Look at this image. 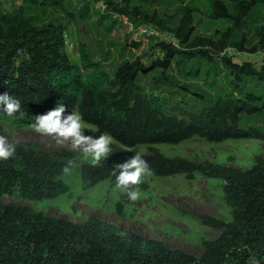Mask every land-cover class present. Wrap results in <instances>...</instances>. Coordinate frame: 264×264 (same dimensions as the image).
Returning <instances> with one entry per match:
<instances>
[{
    "label": "trees",
    "instance_id": "1",
    "mask_svg": "<svg viewBox=\"0 0 264 264\" xmlns=\"http://www.w3.org/2000/svg\"><path fill=\"white\" fill-rule=\"evenodd\" d=\"M100 1L112 16L140 20L175 41L157 43L155 50L163 56L150 63L140 57L127 58L125 46L118 58L102 47L101 59L78 66L65 51L66 25L58 20L38 25L27 15L29 4L36 5L37 0H23L10 12L0 4V93L17 96L24 108V115L16 119L0 113V121L33 128V117L63 104L66 113L79 112L86 124L99 131L85 134L108 132L115 142L114 152L105 161L81 164L84 190L106 180L114 187L115 166L134 155L131 149L145 146L149 153L143 156L156 177L183 175L193 180L201 174L221 180L233 209L232 221L200 216L223 232L218 239L206 241L204 253L197 258L95 216L73 222L5 203L3 196L13 193L34 201L67 193L69 186L62 175L78 158L75 151L59 149L54 155L38 143L16 142L12 143L15 156L0 161V264H264V157L241 169L170 157L156 147L194 138L212 143L264 141V65L235 63L225 55L237 38L245 40L248 21L257 9H264V0ZM52 5L76 19L62 1ZM204 15L209 24L226 27L201 34ZM79 19H91L86 7ZM113 23L128 28L114 17ZM256 29L258 46L264 51V25ZM110 30L105 27L107 33ZM109 60L120 62L111 70L105 66ZM148 77L155 84L149 90L142 84V78ZM163 84L168 89L161 88ZM178 94L183 100L169 113L168 96ZM147 189L144 181L139 190ZM117 214L123 217L122 203Z\"/></svg>",
    "mask_w": 264,
    "mask_h": 264
},
{
    "label": "rangeland",
    "instance_id": "2",
    "mask_svg": "<svg viewBox=\"0 0 264 264\" xmlns=\"http://www.w3.org/2000/svg\"><path fill=\"white\" fill-rule=\"evenodd\" d=\"M62 1L63 7L72 11L76 19L72 20L66 12L52 4ZM197 3L204 0H194ZM23 0H0L2 8L10 12L17 8ZM97 0H37V4H29L27 15L35 19L36 24L42 25L50 20L60 21L66 25L67 38L73 43L72 49H65L73 64L83 65L91 60L102 58L101 48L110 50L114 58H118L119 49L127 47L125 56L129 59L140 57L145 63L162 58V54L155 50V45L161 41H175L170 34L161 33L154 27L135 20L127 24L128 28L113 23V16L106 9L99 7ZM192 0H188V3ZM88 9L90 20L81 21V9ZM109 15L112 19L109 18ZM104 18L102 19V17ZM101 22L97 25L96 23ZM207 17L202 16L199 31L203 35L212 34L213 28L222 29L226 25L209 24ZM264 25V9L259 8L248 21L245 30L246 38H237L225 55L235 63L252 62L256 67L264 65V51L258 46L257 26ZM110 27V33L105 31ZM149 27V32L142 33L141 29ZM109 60L105 66L114 70L119 64ZM191 65V64H189ZM211 65V64H210ZM109 68V69H110ZM83 75H84V71ZM142 84L149 90L155 84L152 77L142 78ZM161 88L168 89L163 84ZM159 94V91H157ZM166 96V94L164 93ZM169 97L167 111L172 113L173 106L183 99L178 96ZM184 100L189 99L185 98ZM192 103H190L191 107ZM201 109V107H200ZM179 116H183L179 113ZM86 130L99 133L98 129L86 124ZM0 134L8 136L9 143H38L50 150L54 155L59 149H67L78 153V158L72 161L73 166L62 175V179L69 186L67 193L53 199L26 200L18 193L4 195L5 203H15L33 208L49 217L64 218L73 222H84L90 216H95L117 227L142 236L156 239L170 245L174 249H181L197 258L205 251L204 243L214 241L220 237L223 230L219 227L204 223L201 215H210L220 220L232 221L233 209L228 204L223 192V182L219 179H207L197 174L193 180L183 175L175 177H156L150 173L145 182L147 190H139L137 201H129L125 194H120L109 180L100 182L95 187L84 190L81 179V164L90 163L79 148H73L70 142L57 144L54 137L45 136L34 128H18L10 122L0 121ZM115 143V142H114ZM113 143V144H114ZM161 152L170 157H183L197 162L210 161L222 165L247 169L254 165L257 157H264V141L255 139L228 140L221 143L208 142L201 138H194L179 145H157ZM141 151L148 154L147 147L140 146L131 149L135 154ZM118 203L123 204V217L117 214Z\"/></svg>",
    "mask_w": 264,
    "mask_h": 264
},
{
    "label": "clouds",
    "instance_id": "3",
    "mask_svg": "<svg viewBox=\"0 0 264 264\" xmlns=\"http://www.w3.org/2000/svg\"><path fill=\"white\" fill-rule=\"evenodd\" d=\"M0 113L8 118L16 119L24 115L21 100L8 92L0 93ZM32 127L36 132L54 137L57 144L70 142L73 148H79L85 158L93 164H100L114 152L113 136L103 132L99 136L85 134L86 123L79 112L66 113L63 104H57L45 114L33 117ZM8 136L0 134V161H7L16 154V146L8 142ZM148 161L141 151L112 170L115 176V189L125 194L129 201H137L140 197L139 186L150 174Z\"/></svg>",
    "mask_w": 264,
    "mask_h": 264
},
{
    "label": "built area",
    "instance_id": "4",
    "mask_svg": "<svg viewBox=\"0 0 264 264\" xmlns=\"http://www.w3.org/2000/svg\"><path fill=\"white\" fill-rule=\"evenodd\" d=\"M99 7L100 8H104L105 9V5L102 1H100L99 3ZM113 17L115 19H117L118 21L124 23V24H131V22H129V19L124 16V15H119V14H114ZM141 32L142 33H146V32H149V27H144L141 29ZM65 39H66V43H65V46H66V49H72L74 47L73 43L67 38V35L65 34Z\"/></svg>",
    "mask_w": 264,
    "mask_h": 264
}]
</instances>
